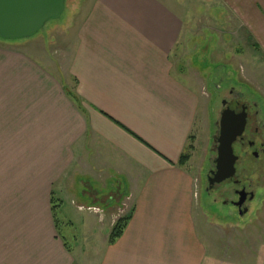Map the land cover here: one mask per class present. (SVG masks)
Here are the masks:
<instances>
[{"label": "crops", "instance_id": "obj_1", "mask_svg": "<svg viewBox=\"0 0 264 264\" xmlns=\"http://www.w3.org/2000/svg\"><path fill=\"white\" fill-rule=\"evenodd\" d=\"M197 1L223 11L251 45L243 73L264 100V0ZM193 3L96 0L64 68L29 39L25 48L0 41V264H92L59 229L57 202L73 204L77 193L93 203L78 209L99 216L90 237L107 243L99 264H223L214 231L195 225L199 95L171 60ZM183 155L190 158L180 165Z\"/></svg>", "mask_w": 264, "mask_h": 264}, {"label": "rangeland", "instance_id": "obj_2", "mask_svg": "<svg viewBox=\"0 0 264 264\" xmlns=\"http://www.w3.org/2000/svg\"><path fill=\"white\" fill-rule=\"evenodd\" d=\"M95 1L65 0L64 11L60 17L49 20L42 29L30 37L32 39L5 40L0 38V41L11 42L7 44L11 47L25 48V41L29 39V42L34 43L36 48L50 51L51 65L56 64L64 68V64L67 65L74 50L77 30ZM193 1L195 2L193 9H187L189 16L186 22L188 24L185 25L182 42L177 52L175 51L176 56L173 55L171 60L176 63L177 76L192 86L200 99L195 132L198 137L197 150L192 160L201 182V185H198L200 190L196 195L199 201H197L198 207L195 211V225L197 228H204L208 224L209 232L214 231L213 241L220 243V262L223 264H264V202H257L253 212L241 219L233 215L234 211L230 206L221 204L222 196L218 194L214 196L218 198V202L214 203L207 198L204 190L211 157L212 138L219 121L221 99L225 95L228 96L229 89L233 88L236 92L244 94L247 99L258 102L264 109V100L259 98V93H256L255 89H252L243 73V67H252V52L248 51L251 45L243 41V37H235L237 33H233V28L229 30L223 11H218L213 6L197 0ZM177 10L180 12V9ZM69 22H72V26L66 37L64 29ZM14 42H21L19 43L21 46H17ZM256 59L253 58L257 62L254 68L257 70L261 67L257 66L259 61ZM71 86L74 88V84ZM250 157V155L245 156L241 164L254 169V161ZM245 166L241 165L239 168L242 169ZM248 172L245 173L248 174ZM93 187L100 191L103 190L102 193L110 191L104 186ZM261 192L264 193L263 190ZM260 199H262L261 193L258 194V200ZM73 200V204L70 199L64 203L57 202L60 232L74 254L79 255L85 250L88 255L92 256L90 257L92 264H99V254L104 253L107 243L103 244L101 240H90L93 229L101 227L98 223L99 216L98 218L92 217L89 212H82L78 209L77 206L81 204L87 207L92 206V201L85 195L77 193ZM99 204L105 208L102 202ZM199 214L202 219L198 217ZM126 216L128 213L122 214L121 217ZM97 237L99 239V234L96 235ZM202 238L205 237L202 236ZM215 245H210L211 254L219 253L214 249Z\"/></svg>", "mask_w": 264, "mask_h": 264}, {"label": "flooded vegetation", "instance_id": "obj_3", "mask_svg": "<svg viewBox=\"0 0 264 264\" xmlns=\"http://www.w3.org/2000/svg\"><path fill=\"white\" fill-rule=\"evenodd\" d=\"M228 110L235 112L237 115H241L243 112L246 114L244 132L233 145L234 153L238 157L235 165L236 175L221 183L213 184L212 182L217 170L218 140L222 132L221 122L224 113ZM215 127V134L212 138L213 151H211L209 159L204 190L207 198L214 203L218 202V198L214 196H217V194L222 196L223 198H220L221 204L230 206L234 211L233 215L242 219L253 212V208L257 205L258 191H264V109L258 102L249 98L247 99L244 94L230 88L228 96L225 95L221 99L219 121ZM214 138L217 140L216 144H214ZM249 155L252 158L251 160L254 161V169H249V167L241 164L242 159ZM241 165L246 168H239ZM247 171H249L248 174L245 173ZM254 177H256L257 181H255ZM217 191L219 192L217 193Z\"/></svg>", "mask_w": 264, "mask_h": 264}, {"label": "water", "instance_id": "obj_4", "mask_svg": "<svg viewBox=\"0 0 264 264\" xmlns=\"http://www.w3.org/2000/svg\"><path fill=\"white\" fill-rule=\"evenodd\" d=\"M64 7L65 0H0V38H30L49 20L59 18ZM245 125V112L241 115L230 110L224 113L213 184L235 177L238 157L233 145L242 136ZM216 143L214 138V144Z\"/></svg>", "mask_w": 264, "mask_h": 264}, {"label": "trees", "instance_id": "obj_5", "mask_svg": "<svg viewBox=\"0 0 264 264\" xmlns=\"http://www.w3.org/2000/svg\"><path fill=\"white\" fill-rule=\"evenodd\" d=\"M72 98L78 102V97L76 96L75 93H72ZM193 146L189 147V150H193ZM189 156L188 155H183L180 161V165H185L189 161ZM57 208V206L55 207ZM132 219V213H130L128 216L123 217L119 219L116 224L113 227L112 233L109 238V245L112 246L114 245L123 235L125 229L127 228L129 222Z\"/></svg>", "mask_w": 264, "mask_h": 264}, {"label": "built area", "instance_id": "obj_6", "mask_svg": "<svg viewBox=\"0 0 264 264\" xmlns=\"http://www.w3.org/2000/svg\"><path fill=\"white\" fill-rule=\"evenodd\" d=\"M91 211H94V212H98L99 210L98 209H89Z\"/></svg>", "mask_w": 264, "mask_h": 264}]
</instances>
